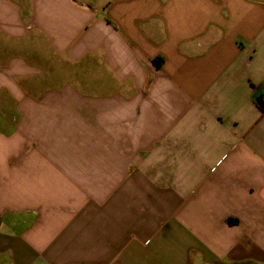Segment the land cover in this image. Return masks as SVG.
Here are the masks:
<instances>
[{
  "label": "crops",
  "instance_id": "0c3cea01",
  "mask_svg": "<svg viewBox=\"0 0 264 264\" xmlns=\"http://www.w3.org/2000/svg\"><path fill=\"white\" fill-rule=\"evenodd\" d=\"M264 0H0V264H264Z\"/></svg>",
  "mask_w": 264,
  "mask_h": 264
},
{
  "label": "built area",
  "instance_id": "2783aa9c",
  "mask_svg": "<svg viewBox=\"0 0 264 264\" xmlns=\"http://www.w3.org/2000/svg\"><path fill=\"white\" fill-rule=\"evenodd\" d=\"M258 104L264 112V95L260 98V101L258 102Z\"/></svg>",
  "mask_w": 264,
  "mask_h": 264
},
{
  "label": "trees",
  "instance_id": "16d2710c",
  "mask_svg": "<svg viewBox=\"0 0 264 264\" xmlns=\"http://www.w3.org/2000/svg\"><path fill=\"white\" fill-rule=\"evenodd\" d=\"M259 101H260V99H259ZM259 101H258V102H259Z\"/></svg>",
  "mask_w": 264,
  "mask_h": 264
}]
</instances>
